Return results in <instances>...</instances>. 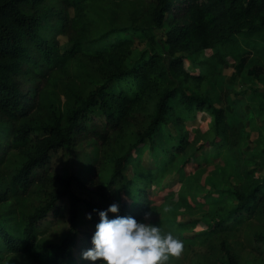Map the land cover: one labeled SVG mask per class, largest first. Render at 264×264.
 Instances as JSON below:
<instances>
[{"label":"trees","instance_id":"trees-1","mask_svg":"<svg viewBox=\"0 0 264 264\" xmlns=\"http://www.w3.org/2000/svg\"><path fill=\"white\" fill-rule=\"evenodd\" d=\"M259 37L264 0H0V260L93 264L82 256L93 246L85 225L96 230L98 212L113 203L119 215L145 222L154 210L148 190L188 145L187 135L168 146L159 138L174 121L182 127L206 114L205 142L179 166L184 176L192 162L201 170L214 157L224 161L203 184L199 200L213 209L196 241L223 238L224 264H244L230 237L264 223V176L243 165L244 95L231 98L205 68L239 62L244 42L264 56ZM60 86L58 103L51 95ZM223 100L232 111L217 107ZM84 145L82 169L57 166ZM233 177L240 185L229 188ZM253 237L264 259V233Z\"/></svg>","mask_w":264,"mask_h":264},{"label":"rangeland","instance_id":"rangeland-1","mask_svg":"<svg viewBox=\"0 0 264 264\" xmlns=\"http://www.w3.org/2000/svg\"><path fill=\"white\" fill-rule=\"evenodd\" d=\"M61 42H66V37H61ZM256 45L262 46L264 41L262 37L256 40ZM141 49H144L145 44L139 43ZM254 44L243 43L245 51L241 60L237 63H228L225 66L216 68L206 67L213 75H218L224 82L230 86L231 98L236 95L243 94L241 98L247 101L245 125L249 138L241 148L244 159V166L255 172L258 176H264V56L258 55L253 49ZM192 71H196L193 64H190ZM217 78V77H216ZM214 81V79H213ZM214 83L211 82L209 89H213ZM53 90V89H51ZM62 89L57 88L51 95L59 103L64 102ZM216 93H218L216 91ZM214 94V93H213ZM217 107L227 108L232 111L230 105L222 101L217 104ZM210 119L206 114L199 115V118L190 123L179 124V121L171 123L159 138V144H164L174 139L177 136L187 135V151L184 157H179L178 165L173 168L172 172L166 176L159 184L150 188L148 192L151 195L153 213L146 223L158 224L163 233L171 232L174 236L183 241L184 247L178 256H170L168 264H209L212 263L224 264V258L221 251V242L223 238H215L210 242L203 244L200 235L205 233L208 225L204 222L207 219V213L212 211L211 204L204 203L202 199L208 192V188L203 187L206 177L216 167H223L224 161L222 158L214 157V160L208 167L199 170L195 162L186 165L185 175L179 172V166L184 161V158L189 154H194L199 147L203 145L205 140L202 138L201 132L208 130ZM141 128V127H140ZM139 128V129H140ZM138 129V130H139ZM167 142L164 144L168 146ZM160 144V145H161ZM76 151V152H75ZM74 151V155L69 158L63 157L62 161L58 160L60 167L68 166L71 172H76L82 169V163L77 158L84 152L89 153L88 146L78 147ZM143 167L150 169L154 162L150 154L147 152L143 159ZM133 168L129 167L125 175L132 179L134 175ZM240 185V181L233 177L229 179L228 187ZM227 187V186H226ZM204 188V189H203ZM195 195H198V200H195ZM91 232H95L92 226L85 225ZM58 227L49 230V238H56L59 234ZM264 233V223L255 222L250 227H246L237 236L230 237L231 249L241 258L244 264H264V259L260 258L252 251L253 235ZM0 264H32L22 257L10 256L0 260Z\"/></svg>","mask_w":264,"mask_h":264},{"label":"clouds","instance_id":"clouds-1","mask_svg":"<svg viewBox=\"0 0 264 264\" xmlns=\"http://www.w3.org/2000/svg\"><path fill=\"white\" fill-rule=\"evenodd\" d=\"M119 211V205L113 203L98 212L93 246L82 253L84 260L93 264H168L170 256L181 253L183 241L171 232L163 233L158 224L121 216ZM109 213L114 214L112 218ZM150 217V212L145 213V220Z\"/></svg>","mask_w":264,"mask_h":264}]
</instances>
